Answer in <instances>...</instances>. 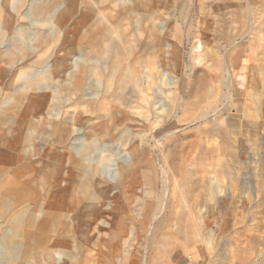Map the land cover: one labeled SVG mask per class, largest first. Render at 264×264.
<instances>
[{
    "label": "rangeland",
    "instance_id": "obj_1",
    "mask_svg": "<svg viewBox=\"0 0 264 264\" xmlns=\"http://www.w3.org/2000/svg\"><path fill=\"white\" fill-rule=\"evenodd\" d=\"M239 1L0 0V264L264 254V51L229 90L220 46Z\"/></svg>",
    "mask_w": 264,
    "mask_h": 264
},
{
    "label": "bare ground",
    "instance_id": "obj_2",
    "mask_svg": "<svg viewBox=\"0 0 264 264\" xmlns=\"http://www.w3.org/2000/svg\"><path fill=\"white\" fill-rule=\"evenodd\" d=\"M239 2L244 3V10H243V17L245 19V25H247L246 29L242 32H240L239 38L233 37L230 41H228L226 44H221V48L224 49V61H223V66H224V72H226L227 75V86L228 89L231 90L232 87V77L234 75V67L237 63L240 62H244L247 59L245 58V54L247 51H249V53L254 54L255 52H257L258 50H263L264 51V16L262 18V20L260 21V26L258 28L257 31V41L256 43H252V41L250 42L247 37L249 35V31L252 29V26L255 22V18L253 15V0H240ZM243 9V8H242ZM2 10V9H1ZM0 10V23L2 21H4L5 19V15L3 14V11ZM242 30V29H241ZM198 46H202V45H198ZM258 53V52H257ZM262 53V52H261ZM247 57V56H246ZM244 68V67H243ZM130 75L131 77L133 76L132 74V70H130ZM257 74H259L261 71L260 70H256ZM242 76V75H241ZM133 78V77H132ZM242 78V77H241ZM260 85L257 84V87L259 89V87H262L264 85V82L260 81ZM230 92V91H229ZM229 95H231L229 93ZM228 95V96H229ZM227 96V97H228ZM231 97V96H230ZM240 103V102H239ZM214 104H210L209 106L213 107ZM239 105V104H238ZM243 105V104H242ZM237 105H235L236 107ZM240 107V106H239ZM242 108V106H241ZM240 109V108H238ZM238 111V110H237ZM240 111V110H239ZM242 111V110H241ZM222 120V119H221ZM247 122V120H246ZM247 137V136H246ZM264 139V138H262ZM136 158L138 160H141L143 158H145V153L143 150L138 151ZM167 171V170H164ZM137 170H130L129 173H127L124 176L123 179V185L127 186L130 184V181L133 177H135V175L137 174ZM212 172V171H211ZM166 173V172H165ZM168 173V172H167ZM164 177V176H163ZM166 178V177H165ZM167 179V178H166ZM165 180V179H164ZM168 182V179H167ZM214 191L217 192V190L219 189V187L217 188V190L215 189V187L213 188ZM186 200V199H185ZM187 203V202H185ZM163 208V207H162ZM149 210V209H148ZM163 210V209H162ZM162 212V211H161ZM156 214V213H155ZM154 214V219L156 221H162L163 218H159L158 216H156ZM159 214V212L157 213ZM164 222V221H162ZM254 242V241H253ZM144 261H145V257H144ZM143 261V262H144ZM190 264V263H189ZM247 264H264V254H261L260 256H258V258L256 260L254 259H250L248 261Z\"/></svg>",
    "mask_w": 264,
    "mask_h": 264
}]
</instances>
